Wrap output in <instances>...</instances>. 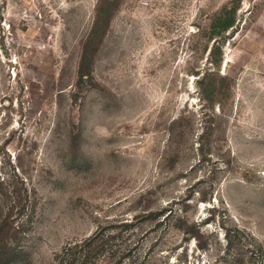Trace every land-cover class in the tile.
Wrapping results in <instances>:
<instances>
[{
	"label": "rangeland",
	"instance_id": "rangeland-1",
	"mask_svg": "<svg viewBox=\"0 0 264 264\" xmlns=\"http://www.w3.org/2000/svg\"><path fill=\"white\" fill-rule=\"evenodd\" d=\"M8 215L11 264H264V0H0Z\"/></svg>",
	"mask_w": 264,
	"mask_h": 264
},
{
	"label": "trees",
	"instance_id": "trees-1",
	"mask_svg": "<svg viewBox=\"0 0 264 264\" xmlns=\"http://www.w3.org/2000/svg\"><path fill=\"white\" fill-rule=\"evenodd\" d=\"M238 2L232 8H222L221 12L215 16L213 20V28H219L220 32L228 31L233 28L236 22V11ZM221 45L217 46L219 50ZM26 193V194H25ZM25 197H27V190H24ZM13 222L10 221V215L6 216L0 224V264H11L16 261V254L10 253L9 246L6 243L5 233H10ZM99 237V236H98ZM96 237H90L80 244L64 248L63 254L57 260L58 264H90L91 259L98 257L104 252L105 241ZM129 255L122 254L117 264H122Z\"/></svg>",
	"mask_w": 264,
	"mask_h": 264
}]
</instances>
